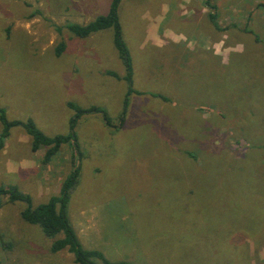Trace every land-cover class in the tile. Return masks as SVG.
<instances>
[{
    "label": "rangeland",
    "instance_id": "obj_1",
    "mask_svg": "<svg viewBox=\"0 0 264 264\" xmlns=\"http://www.w3.org/2000/svg\"><path fill=\"white\" fill-rule=\"evenodd\" d=\"M112 1L0 0V106L50 136L68 132L65 101L100 108L74 128L80 170L66 215L83 248L132 264H264V0H119L139 92L129 95L113 28H66ZM26 134L15 126L3 139L0 186L36 206L59 194L73 148L24 172L9 163L37 151ZM6 198L0 264H78Z\"/></svg>",
    "mask_w": 264,
    "mask_h": 264
},
{
    "label": "trees",
    "instance_id": "obj_2",
    "mask_svg": "<svg viewBox=\"0 0 264 264\" xmlns=\"http://www.w3.org/2000/svg\"><path fill=\"white\" fill-rule=\"evenodd\" d=\"M118 3L119 0H113L107 14L99 15L95 20L87 24L80 25L77 23H68L66 25V28L72 34L78 37H86L93 32L106 28H113L114 44L118 50L120 57L123 58L124 64L126 65L127 69L124 78L128 82V90L126 95H129L133 91L137 93L139 92L133 90L131 87L132 73L129 59L127 57L126 48L121 38V26L118 16ZM210 17L211 19H213L214 15L211 14ZM57 30L60 31L61 27L58 26ZM64 48L65 43L60 42L56 46V54H61ZM110 74L113 73L110 72ZM163 99L166 100L165 97ZM127 104L128 99L126 97L122 115L125 113ZM67 105L74 111L73 116L68 121V132L66 134H56L53 136L45 134L30 118L26 120H9L6 115L5 109L0 106V124L2 126L0 132V147H2L3 139L8 135L10 128L21 126L31 138L32 151H36L41 147H44L46 149L42 157L43 163L50 162L52 157L56 153H58L60 147L63 144H69L73 148V151L70 155L72 169L66 176V178H64L61 182V188L58 195H53L46 202L33 206L29 194L22 193L17 189V187L0 186V207L3 205L4 196H7L6 199L8 202H24L26 205L20 211L21 217L28 223L37 224L41 228L45 236L54 238L50 246V250L52 252L67 249L70 253L73 254L74 262L78 264H97L93 260L94 258L99 259L103 264H132L129 261L112 262L107 259L99 250L83 248L78 240L75 230L68 221L66 215V206L68 203L70 191L76 184L80 170V165H78L76 161V151H79V146L76 140L74 128L82 114L91 111L100 112L101 110L97 106H91L90 108L85 109L71 101H68ZM103 116L106 119V123H109L107 115L103 113ZM122 125L123 118L121 119L119 126L121 127ZM261 147H264V144H262ZM187 154L194 161L197 160L196 154L189 151L187 152ZM59 234H62V236L59 238H55Z\"/></svg>",
    "mask_w": 264,
    "mask_h": 264
},
{
    "label": "crops",
    "instance_id": "obj_3",
    "mask_svg": "<svg viewBox=\"0 0 264 264\" xmlns=\"http://www.w3.org/2000/svg\"><path fill=\"white\" fill-rule=\"evenodd\" d=\"M67 102H68V100L67 101H65V105L68 107V105H67ZM20 109H23L22 107L20 108ZM20 109L19 108H14V113L15 114H19V111H20ZM24 110V109H23ZM24 111H26V110H24ZM30 113H23V114H21V115H23L24 117H21V118H19V117H17V118H12L11 120H13V119H18V120H26V119H28V118H30V119H32L34 122H35V124H36V126L39 128V129H41L40 128V126H38V124H37V122L34 120V116H32V115H29ZM42 130V129H41ZM43 131V130H42ZM44 132V131H43ZM25 137V141L24 142H26L27 143V140L30 142V139L31 138H29V136L26 134V136H24ZM45 148L44 147H41V148H39L34 154H30V155H25L24 157H16L18 160H16V161H14V163L13 162H11V163H9V166L10 167H12V165H13V167L15 166L16 168H20L21 169V171H28L29 169H31L30 167L33 165V163L35 162V158L36 157H38L37 155H41V157L43 156V154H44V152H45ZM9 167V168H10ZM33 168V167H32Z\"/></svg>",
    "mask_w": 264,
    "mask_h": 264
}]
</instances>
